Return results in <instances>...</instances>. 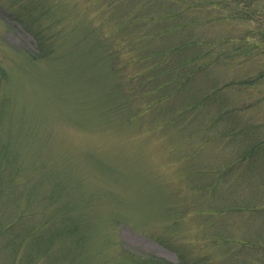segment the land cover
Here are the masks:
<instances>
[{
	"label": "rangeland",
	"instance_id": "1",
	"mask_svg": "<svg viewBox=\"0 0 264 264\" xmlns=\"http://www.w3.org/2000/svg\"><path fill=\"white\" fill-rule=\"evenodd\" d=\"M0 264H264V0H0Z\"/></svg>",
	"mask_w": 264,
	"mask_h": 264
},
{
	"label": "trees",
	"instance_id": "2",
	"mask_svg": "<svg viewBox=\"0 0 264 264\" xmlns=\"http://www.w3.org/2000/svg\"><path fill=\"white\" fill-rule=\"evenodd\" d=\"M2 76H4V73H3V75Z\"/></svg>",
	"mask_w": 264,
	"mask_h": 264
}]
</instances>
